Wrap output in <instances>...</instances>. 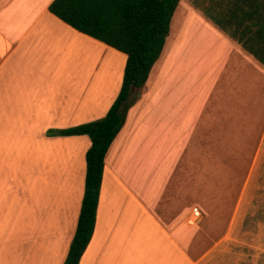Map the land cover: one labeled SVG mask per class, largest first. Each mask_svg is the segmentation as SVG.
Masks as SVG:
<instances>
[{
	"label": "crops",
	"instance_id": "crops-1",
	"mask_svg": "<svg viewBox=\"0 0 264 264\" xmlns=\"http://www.w3.org/2000/svg\"><path fill=\"white\" fill-rule=\"evenodd\" d=\"M54 1L0 0V264H64L91 142L50 132L104 118L123 83L127 56L53 15ZM184 1L107 152L79 264H264V228L246 230L234 198L235 175L245 190L264 155V104L251 95L253 85L264 94V66L206 15L210 6ZM213 68L225 71L217 101L196 78ZM27 162L41 187L31 197ZM45 185L63 189L59 202Z\"/></svg>",
	"mask_w": 264,
	"mask_h": 264
},
{
	"label": "trees",
	"instance_id": "trees-1",
	"mask_svg": "<svg viewBox=\"0 0 264 264\" xmlns=\"http://www.w3.org/2000/svg\"><path fill=\"white\" fill-rule=\"evenodd\" d=\"M211 1L206 15L264 66V0ZM179 2L55 0L50 6V12L63 22L127 56L120 93L104 118L50 132L87 136L91 142L80 216L64 264H79L93 237L107 152L139 97L137 90L144 88L162 54Z\"/></svg>",
	"mask_w": 264,
	"mask_h": 264
},
{
	"label": "rangeland",
	"instance_id": "rangeland-1",
	"mask_svg": "<svg viewBox=\"0 0 264 264\" xmlns=\"http://www.w3.org/2000/svg\"><path fill=\"white\" fill-rule=\"evenodd\" d=\"M184 2L190 4L196 3L198 5H202L204 8H208L210 5H212L211 0H185ZM188 20H190V18L188 17V15H186L184 16V18L181 19V22H185ZM193 20L198 19L194 18ZM197 35H203L202 31H200ZM220 61V63L225 62L224 57H220ZM224 74L225 71L222 68H218L217 70L216 68H213L211 74L203 71L202 74L196 75L197 84L202 83L204 99H208V95H210L209 98L213 101L220 100V94L218 92L220 87L218 85L222 83L221 75ZM251 91V95L253 96L254 102L264 104V94H258L260 91L257 90L254 85L251 87ZM262 150H264V144L262 146ZM25 157L26 156H24L23 159ZM250 159H253V156ZM25 166L26 167L24 169L30 172L27 182L29 181L33 183L32 185H34L31 190L29 189V192L27 191L29 196L31 197L36 191L37 193H41V187H39L40 185H37L35 188L34 166L31 167L28 162L25 164ZM59 175L60 173L58 171L54 176L57 177ZM244 180L245 179L243 178V173L235 175L236 185L234 191V198L237 201L240 194L237 205L239 207L241 206V208H244V210L248 212V220L245 229L257 232L259 228H264V155L255 156L254 162L251 167V176L248 180L250 186H248L247 188L245 187V190L244 188L242 189V183L244 182ZM56 184L57 182L53 181L50 185ZM47 185L42 188L43 195L47 196L48 202L50 204L56 203L57 201L59 202L63 189H58L57 187H49Z\"/></svg>",
	"mask_w": 264,
	"mask_h": 264
},
{
	"label": "built area",
	"instance_id": "built-area-1",
	"mask_svg": "<svg viewBox=\"0 0 264 264\" xmlns=\"http://www.w3.org/2000/svg\"><path fill=\"white\" fill-rule=\"evenodd\" d=\"M202 220V214L199 210L195 209L192 212V216L190 218V222L193 224H199Z\"/></svg>",
	"mask_w": 264,
	"mask_h": 264
}]
</instances>
